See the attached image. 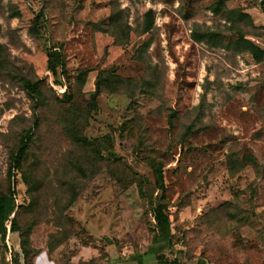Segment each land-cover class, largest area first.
I'll use <instances>...</instances> for the list:
<instances>
[{
	"label": "rangeland",
	"instance_id": "obj_1",
	"mask_svg": "<svg viewBox=\"0 0 264 264\" xmlns=\"http://www.w3.org/2000/svg\"><path fill=\"white\" fill-rule=\"evenodd\" d=\"M0 44V192L14 189L31 264H154L160 201L167 261L264 264L261 0H0ZM5 225L0 264H22Z\"/></svg>",
	"mask_w": 264,
	"mask_h": 264
},
{
	"label": "trees",
	"instance_id": "obj_2",
	"mask_svg": "<svg viewBox=\"0 0 264 264\" xmlns=\"http://www.w3.org/2000/svg\"><path fill=\"white\" fill-rule=\"evenodd\" d=\"M261 3L264 4V0H261ZM37 18L38 15H36L35 19ZM151 25H152V10H148L145 13V25L143 31L144 32L149 31ZM248 46L250 48V51L252 52L253 57L259 59L260 56L263 54V51L259 47L253 45L252 43H248ZM52 56L55 59V61L50 60L47 68L51 72V74H55L57 66L62 67V61L58 53L54 52ZM2 67H3V46L0 44V69ZM105 80H106L105 78L103 79L101 77H98L96 79L95 90L91 94L92 106H90L89 109L93 108L95 104L96 96L100 93L101 85L104 84V82H106ZM25 87L30 93H32L31 95L35 97V94L38 92L37 83L27 81L25 83ZM67 93L68 92H66L64 96L66 99H69V95ZM31 138H32V127H29L22 133L16 149L11 153L8 169H7V175H8V180L13 179V183L17 180L18 175H20L22 180H26V175L25 173H23L22 160L24 158L25 151L28 147ZM74 139L83 146H92L95 143L94 140L91 141L83 136H76L74 137ZM153 170L155 173L156 188L161 191L160 200L164 201L165 185L163 182L162 166L157 165L154 167ZM165 210H166V205L161 201L158 202L153 209V220H154L155 228L160 231L163 243H161V245L156 248L150 246L148 250L149 252L155 255V258L158 263L180 264V263H176L175 260L167 261L164 255V252L168 250L169 246L171 245V236L169 233L170 221ZM18 212H19V205L17 206L15 205L14 189H11L10 186H8L7 192H0V236L4 240L6 236L5 223L6 221H8L10 240L13 244H18L20 248V252L22 254V264H31L30 249L27 244L28 231L20 227L17 221ZM12 214L14 215L12 218H10ZM152 237L153 240L157 239L156 234L153 235Z\"/></svg>",
	"mask_w": 264,
	"mask_h": 264
},
{
	"label": "crops",
	"instance_id": "obj_3",
	"mask_svg": "<svg viewBox=\"0 0 264 264\" xmlns=\"http://www.w3.org/2000/svg\"><path fill=\"white\" fill-rule=\"evenodd\" d=\"M145 256L150 257V253L149 254H146ZM153 258H155V255H154ZM154 264H161V263H158L157 260H156V258H155V263Z\"/></svg>",
	"mask_w": 264,
	"mask_h": 264
},
{
	"label": "built area",
	"instance_id": "obj_4",
	"mask_svg": "<svg viewBox=\"0 0 264 264\" xmlns=\"http://www.w3.org/2000/svg\"><path fill=\"white\" fill-rule=\"evenodd\" d=\"M64 90V89H63Z\"/></svg>",
	"mask_w": 264,
	"mask_h": 264
}]
</instances>
